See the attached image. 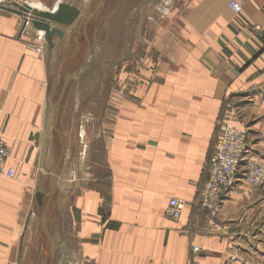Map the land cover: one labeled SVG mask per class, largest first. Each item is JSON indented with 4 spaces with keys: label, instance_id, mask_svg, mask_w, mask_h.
<instances>
[{
    "label": "crops",
    "instance_id": "obj_1",
    "mask_svg": "<svg viewBox=\"0 0 264 264\" xmlns=\"http://www.w3.org/2000/svg\"><path fill=\"white\" fill-rule=\"evenodd\" d=\"M119 1L0 0L80 11L50 48L24 15L0 9V137L14 168L0 176V264L45 258L30 223L41 205L52 257L58 248L84 264H264L263 191L240 177L214 217L198 203L223 124L245 134L241 167L264 160V0H233L239 13L231 0H160L152 57L131 70L120 59L98 89L63 78L89 21ZM172 198L185 203L178 219L165 215Z\"/></svg>",
    "mask_w": 264,
    "mask_h": 264
},
{
    "label": "rangeland",
    "instance_id": "obj_2",
    "mask_svg": "<svg viewBox=\"0 0 264 264\" xmlns=\"http://www.w3.org/2000/svg\"><path fill=\"white\" fill-rule=\"evenodd\" d=\"M107 9L110 10L108 18H103L104 20L101 21L100 17H96L89 21H92L89 24L90 31L84 35L88 44L83 40L78 55L79 61H77L74 70L62 76L67 79L79 69V76L76 79L73 76L69 79L71 83L76 80L81 82L85 88L89 86L98 89L100 81L103 82L106 79L109 81L111 71L115 69V64L119 63L120 59H129L127 68L131 70L132 65L142 62L148 54L152 57L154 52L151 45L152 38L157 27V16L164 9V3L160 0H120L114 4L110 3ZM155 22L156 24H154ZM140 58L141 61H139ZM60 100L61 98L56 104ZM41 214L42 205L35 209L33 219L30 220L35 231L41 235L43 248L46 251L45 258L37 259L38 263L84 264V261L78 256L66 257V254L62 256V251L58 252V248L56 256L52 257L48 253L49 244L43 230L46 227L41 226ZM64 234L66 235V224L63 231H57V235L60 237Z\"/></svg>",
    "mask_w": 264,
    "mask_h": 264
},
{
    "label": "built area",
    "instance_id": "obj_3",
    "mask_svg": "<svg viewBox=\"0 0 264 264\" xmlns=\"http://www.w3.org/2000/svg\"><path fill=\"white\" fill-rule=\"evenodd\" d=\"M228 7L233 13H239L241 6L236 1H229ZM25 22L30 18L25 17ZM260 30L259 26H254ZM39 39L43 40L42 34ZM35 54L43 52L41 44L31 46ZM247 151L245 134L237 128L225 123L222 126L220 136L213 151L204 162L205 175L198 187V203L211 217L217 214L223 197L242 177L248 184L259 188L264 192V160H246L244 155ZM9 149L0 137V176L11 179L14 176V168L8 164ZM185 203L172 198L168 201L165 210L166 217L178 219L182 213ZM203 248L191 245V252L197 254Z\"/></svg>",
    "mask_w": 264,
    "mask_h": 264
},
{
    "label": "water",
    "instance_id": "obj_4",
    "mask_svg": "<svg viewBox=\"0 0 264 264\" xmlns=\"http://www.w3.org/2000/svg\"><path fill=\"white\" fill-rule=\"evenodd\" d=\"M0 9L29 17L31 25L36 30L42 32L43 39L50 48L54 46L53 37H62L64 29L72 25L80 13L77 7L67 2H59L54 10L36 9L27 3L20 4L15 2L0 4ZM74 74L75 72L72 73L67 80ZM45 139L46 131H44L42 135L41 157L44 155ZM35 199L38 204H42V194L40 192L35 194Z\"/></svg>",
    "mask_w": 264,
    "mask_h": 264
}]
</instances>
